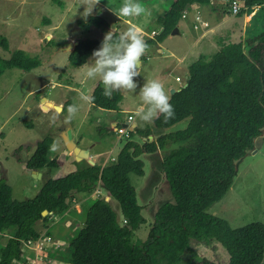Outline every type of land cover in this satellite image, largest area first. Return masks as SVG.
Segmentation results:
<instances>
[{"label":"trees","instance_id":"1","mask_svg":"<svg viewBox=\"0 0 264 264\" xmlns=\"http://www.w3.org/2000/svg\"><path fill=\"white\" fill-rule=\"evenodd\" d=\"M170 1V7L156 17L158 33L145 39L149 47L162 42L177 27L182 13L191 4H209L212 0ZM246 4L249 8L260 6L264 0H247ZM89 21L96 26L107 25L99 16H90ZM79 22L87 28L84 22ZM113 34L120 35L117 31ZM0 39V44L7 48V39ZM99 45L96 39L78 40L70 51V62L85 63ZM40 63L38 57L16 50L9 59L0 60V75L7 67L30 71ZM263 65L264 31L248 36L245 41L222 44L210 57L200 55L190 63L186 85L170 95L175 118L165 123L161 115L152 122L163 132L155 139H149L150 128L134 127L114 162L102 166L90 164L86 159L75 161L74 170L48 178L30 199H14L11 185L0 180V233L13 228L7 241L0 243V264H12L22 258L23 241L41 235L37 222L47 226L53 215L69 210L74 194L90 195L98 185L118 202L126 222H119L109 200L91 198L87 205L84 200L80 211L84 213L82 225L69 244L71 258L61 264H180L184 253L195 252L191 246L193 239L207 245L219 241L228 251L227 264H262L264 222L233 228L227 220L207 212V208L230 189L236 161L253 151L255 139L264 133ZM96 84L89 94L93 98L90 103L96 108L117 111L122 100L120 91L109 99L103 95L102 82ZM184 120H187L184 127L171 129ZM134 135L146 139L140 143ZM169 141L180 143L162 161L174 201L158 207L147 238L135 242L133 233L145 222V217L130 174L143 175L144 161L140 155L156 152ZM52 142L51 136H47L37 143L25 164L29 170L56 169L64 164L65 153L49 157ZM43 210L48 213L43 215ZM183 264L219 263L190 257Z\"/></svg>","mask_w":264,"mask_h":264},{"label":"rangeland","instance_id":"2","mask_svg":"<svg viewBox=\"0 0 264 264\" xmlns=\"http://www.w3.org/2000/svg\"><path fill=\"white\" fill-rule=\"evenodd\" d=\"M141 2L147 6L150 15L119 18L109 8L111 5L114 10L118 9L123 0H100L90 16L103 18L107 25L96 26L89 21L90 16L85 18L82 15L84 6H80L81 0H0V38H6L8 42L7 48L0 44V60L3 62L9 59L14 51L23 50L26 54L38 57L41 62L30 71L7 67L0 75V180H5L11 185L14 199L26 200L35 197L44 182L57 174L55 169L43 168L41 169L43 175L36 177L25 165L34 154L37 143L47 136H51L53 143L57 145L55 151L51 150L49 157L52 153L60 152L61 148H66L62 133L71 129L75 140L80 142L78 144H95L100 151L112 152L114 157L108 163L115 161L118 153L116 151L120 150L126 138L119 139L109 128L111 120L115 119V122L122 126L132 111L135 115V112L139 110L136 104H142L139 88L149 80L155 79L162 82L164 73L170 68V63L173 66L176 60L171 57L165 58L168 52L157 45H152L148 53L150 62H143L140 68L141 75L135 78L138 84L135 94L131 96L127 94L128 100H122L119 111H110L98 109L89 101L82 99V94L89 96L93 86L100 81L98 78L89 80L85 77L87 66L94 63V60L91 59L84 63L85 65H73L69 60L72 49L62 48L69 46L71 42L85 39L100 41V48L105 35L109 32L117 31L121 34V31H127L129 28L136 30L137 27L139 31H136L144 40L153 37L158 33L159 28L154 15L168 9L171 1L156 0L148 3L141 0ZM194 4L187 9L186 17L179 21L181 31L186 30L188 20H194L196 6L206 7L204 4ZM217 7H220L219 10H229L228 2L222 6L218 2ZM258 9L260 10L252 19L255 25L253 29L248 28L246 37L264 31V4ZM220 12L224 16L238 15L232 14L230 10L228 13ZM245 12L242 11V13ZM232 19L239 22L242 21L243 16H229V20ZM79 20L84 22L87 28H84ZM112 28L116 31H111ZM153 30L156 31L154 35ZM171 39L176 40L175 44L180 36L174 34ZM182 42L179 45L184 48ZM161 54H163L161 58H153ZM176 74L186 77L185 71L180 70L172 74L173 78L163 83L169 96L171 93L168 88L169 82L175 87L180 86L174 79ZM184 81L185 79L182 83ZM67 85L77 87V96L67 89ZM41 96H47L54 101L65 98L70 101L62 110L52 107L43 110ZM128 102L135 106L131 107L132 105ZM72 104L79 106V112L75 118L69 120L67 109ZM52 117H55L54 122ZM135 124L152 130L156 136L149 137L150 140L162 134V131L156 129L152 123H145L138 117L135 118ZM186 124L187 120H184L171 129L182 128ZM134 139L142 143L146 137L134 135ZM257 141L260 145L255 147V152L249 151L236 161V175L230 189L219 201L207 208V212L227 220L233 228L254 221L264 222V135L261 141L260 139ZM179 145V142L169 141L165 147L156 152L141 154L140 158L144 161V174L141 176L130 174L131 183L136 189L137 201L142 206V215L145 217V222L133 233L132 239L135 242L147 238L158 207L165 202L174 201L162 169V161L166 153ZM81 194H77L75 200H71L70 208L64 214L53 215V220L47 226L42 221L37 222L36 228L40 230L41 235L49 236L47 241H51L42 251L43 258L39 264L69 262L72 251L69 244L82 225L84 213L80 211L84 200H87L86 205L91 198L103 197L109 200L111 207L117 212L119 222L124 224L118 202L111 198L103 187L98 185L96 190L87 196ZM12 231L13 228L0 233V243L4 244L12 235ZM191 246L195 252L191 255L188 252L184 253V259L180 264L190 257L196 260L207 258L219 264H227L229 261L228 251L217 240L207 245L193 239ZM22 247L24 248L22 258L14 260L12 264L36 262L35 254L27 247L23 245ZM262 264H264V258Z\"/></svg>","mask_w":264,"mask_h":264},{"label":"crops","instance_id":"3","mask_svg":"<svg viewBox=\"0 0 264 264\" xmlns=\"http://www.w3.org/2000/svg\"><path fill=\"white\" fill-rule=\"evenodd\" d=\"M218 2L222 6L227 1L226 0H223V1L212 0L209 4H204L206 7L196 6L194 8V9H196V13L194 15L195 22H194V20H192V21L188 20L186 23L187 25H186L185 31L184 30L181 31L180 23L178 22V24H177L178 31L175 33H170L162 42H159L158 44H156L158 47H160L161 49H165L168 52V53H166L167 56L165 58L171 57V58L176 60V62L173 64V66H172V63H170V68L168 70H166V72L164 73L163 78H162V82H161L162 84L167 82L169 80V78H173L172 74L174 72H180V70H182V71H185V73H186L185 78L181 74L175 75L174 79L180 86L175 87V86H173V84H171V82H169L168 88L170 89V91L172 89L177 90L182 86V84L183 85L186 84V81L188 78V75H187L188 67H189L190 63L193 62L194 60H196L200 55H206L207 57H209L214 52H216L222 44H225L228 42L244 41L246 38H248V36L246 37L248 28H249V30L253 29L255 23L252 22V19L260 10V9H258L259 7L255 11H248V12L241 13V14L239 13L238 15L224 16V15H221L220 11H222V13H224V12L228 13L229 10L228 9H226V11H225V9L219 10L220 7H217ZM194 5L195 4L193 3L189 7L194 6ZM187 11H186L185 16L181 17V18L186 17ZM157 15L158 14L154 15L155 19H156ZM241 15L243 16L242 21L236 22L233 19L229 20V16H241ZM198 16H199L200 20L199 19L197 20ZM227 20H228V22H226ZM204 22L208 23V25H205ZM194 26L196 28H194ZM138 29L139 28L137 27L136 30L139 31ZM110 30L116 31L113 28ZM125 31H121V34L124 33ZM174 34H178L180 36V39L179 40L177 39L178 42L175 44H174V42L176 40L171 39ZM181 42L183 43L184 48H182L181 45H179ZM184 42H187L188 44H186ZM99 46L97 47V49L99 48ZM148 53H149V50L142 57L141 66H142L144 61H146L147 63L150 62V61H148ZM162 55L163 54L159 55L158 57L155 56L153 58H161ZM92 58H93V53L87 58L85 63L89 62ZM141 66H140V68H141ZM176 77H180V80H177ZM184 79H185V81L182 83V81ZM180 83H182V84H180ZM67 89L71 90L72 93L74 94V96H77V94H78L77 87H74L72 85H67ZM120 93L122 94V100L123 99L128 100L127 94L129 96L135 94V93H129V92H125V91H120ZM171 94L172 93H170V95ZM122 100H121V102H122ZM69 101H70V99H66V98L64 100L60 99V101H54L53 99H51L47 96H41L40 97L41 108L42 109L44 108L43 110H48L49 107L55 108L54 105L61 106V110H62L65 108V105L67 103H69ZM47 102H49V103H47ZM128 103L130 105H132L131 107L135 106V104H131L130 102H128ZM119 106H120V104H119ZM136 106H138L137 109H140L142 107V104L141 105L136 104ZM98 109H101V108H98ZM102 110H105V109H102ZM110 111H116V110H110ZM117 111H119V109ZM131 113H134V111H132ZM135 118H137L136 114L134 115V120H133L134 124H135ZM98 120H101V119H98ZM115 121H116L115 119L111 120V123H110L111 127H109V128L112 130L114 128V124H118ZM135 127L142 128L141 125H136V124H135ZM71 131H72L73 139L76 142V144L80 148H84V149H87L89 151L88 157L85 158L87 160V162H89L90 164L96 163L98 165L103 166V165L108 164V162H110L109 160L113 159L114 155H112V152L109 153L110 151H100V150H98V148H96L95 144H83V145L78 144L80 142H77L75 140L73 130H71ZM168 131H170V129L167 130V132ZM151 132H152V130H151ZM62 136H63V133H62ZM152 136L154 137L156 135L151 133L149 135V137L151 138ZM255 147H259V146L255 145ZM112 149H114V147H112ZM255 151H256V149L253 150V152H255ZM117 152L118 151H116V153ZM58 153L67 154V159L61 167L55 169V170H57V174H55V177L52 176L54 178L61 177L65 174L69 173L70 171L74 170L77 166L75 164V161L81 160V159L78 160L77 155L74 154L73 152L69 151L67 148H64V149L61 148V151ZM58 153H52L50 158L54 157ZM90 160H92V162ZM42 175H43L42 170H35V176L36 177H41ZM77 194L80 195L81 193H76L72 197L76 198L78 196ZM81 195L86 196L84 194H81Z\"/></svg>","mask_w":264,"mask_h":264},{"label":"clouds","instance_id":"4","mask_svg":"<svg viewBox=\"0 0 264 264\" xmlns=\"http://www.w3.org/2000/svg\"><path fill=\"white\" fill-rule=\"evenodd\" d=\"M99 3L100 0H81L80 6H84L82 15L85 18L90 16ZM109 10L119 18L150 15L147 6L141 0H123L118 9L114 10L110 5ZM184 16L182 13V17ZM148 50L149 45L134 28H129L118 37L109 32L105 35L101 47L93 52L94 63L87 66L85 77L89 80L98 78L104 86L103 95L109 99L117 91L135 93L138 88L135 78L141 75V60ZM139 94L142 101V107L136 112L139 120L152 123L163 115L164 122L167 123L175 118L170 96L160 81L153 79L145 82L139 88ZM82 99L90 102L93 98L82 94ZM67 111V119L71 120L79 112V106L69 105ZM52 121H55V117H52ZM56 147L57 145L53 143L51 150L55 151Z\"/></svg>","mask_w":264,"mask_h":264},{"label":"built area","instance_id":"5","mask_svg":"<svg viewBox=\"0 0 264 264\" xmlns=\"http://www.w3.org/2000/svg\"><path fill=\"white\" fill-rule=\"evenodd\" d=\"M247 0H228L229 4V10L232 14H239L242 11H255L259 7V5H252L250 8L246 4ZM235 9V11H234ZM183 15H185V11L183 12ZM205 25H208V23L204 22ZM152 34H156V31L153 30ZM177 80H180V77H176ZM134 115L130 113L127 117V121L122 126H119L118 124H114L113 131L116 133L117 137L121 139L122 137L128 138L130 136V132L134 129ZM99 194V193H98ZM72 200H75L73 197ZM124 222H126V219H123ZM45 237H48L45 239ZM50 237L49 236H42L36 238V239H27L23 241V246L27 247L29 250H31L35 254V260L33 264H39L42 257V251L46 249V246L51 241H47ZM34 260V261H35Z\"/></svg>","mask_w":264,"mask_h":264},{"label":"water","instance_id":"6","mask_svg":"<svg viewBox=\"0 0 264 264\" xmlns=\"http://www.w3.org/2000/svg\"><path fill=\"white\" fill-rule=\"evenodd\" d=\"M177 31H178V28L175 27L171 33H175V32H177ZM46 39H47V38H46ZM77 42H78V41H76V42H71L69 46H65V47H63L62 49H65V50L73 49L74 46L77 44ZM174 91H175V90L172 89V90H171V93H173ZM47 103H49V102H47ZM54 107H55L57 110H61V106H59V105H54ZM263 135H264V133L262 134V136H263ZM262 136L260 135L259 137H257V138L255 139V145H256V146L260 145L259 142H258L257 140L260 139V141H261ZM62 137H63V140H64V142H65V146H66V148H67L69 151H71V152H73L74 154H76L78 160H80V159H85V158L88 157V155H89V151H88L87 149L80 148V147L76 144V142H75L74 139H73L71 129H68V130L64 131ZM260 137H261V138H260ZM90 161L92 162V160H90ZM33 174L35 175V170H33ZM46 213H48L47 210H43V211H42V214H43V215H45Z\"/></svg>","mask_w":264,"mask_h":264},{"label":"bare ground","instance_id":"7","mask_svg":"<svg viewBox=\"0 0 264 264\" xmlns=\"http://www.w3.org/2000/svg\"><path fill=\"white\" fill-rule=\"evenodd\" d=\"M45 104V103H44ZM47 107V106H46ZM46 109V108H45Z\"/></svg>","mask_w":264,"mask_h":264}]
</instances>
